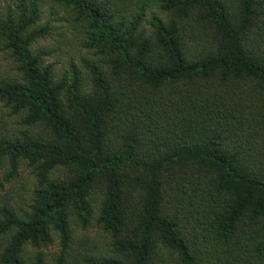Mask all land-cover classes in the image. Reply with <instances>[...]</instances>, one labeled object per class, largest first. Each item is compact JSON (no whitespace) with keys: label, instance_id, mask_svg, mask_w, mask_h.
<instances>
[{"label":"trees","instance_id":"trees-1","mask_svg":"<svg viewBox=\"0 0 264 264\" xmlns=\"http://www.w3.org/2000/svg\"><path fill=\"white\" fill-rule=\"evenodd\" d=\"M0 54V264H264V0H0Z\"/></svg>","mask_w":264,"mask_h":264},{"label":"rangeland","instance_id":"rangeland-1","mask_svg":"<svg viewBox=\"0 0 264 264\" xmlns=\"http://www.w3.org/2000/svg\"><path fill=\"white\" fill-rule=\"evenodd\" d=\"M57 15H55V18ZM61 22L56 21L53 24L59 25ZM54 26V27H55ZM60 32V34H59ZM63 29H56L51 35L40 40L35 48L37 50H44L46 52L45 59L47 62L54 63L55 67L62 71L66 68V65L75 58V61L81 62L79 56H83L84 51H80L77 48V44L71 43V39L67 38L71 36L69 30L63 32ZM10 60L6 59L0 54V71L8 69L11 64ZM19 175L15 181L12 183H7L4 190H0V201H7L9 199H27L30 197L33 188L35 187V176L33 170L26 163H23L22 167L19 169ZM81 233V232H80ZM82 234V233H81ZM92 235L94 232L91 233ZM95 235V234H94ZM57 245L51 246L47 251H56ZM50 256L47 258V264L50 260Z\"/></svg>","mask_w":264,"mask_h":264}]
</instances>
